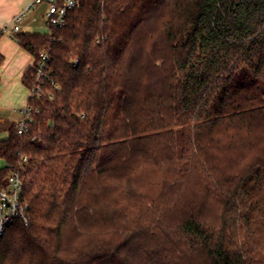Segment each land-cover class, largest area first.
<instances>
[{
  "label": "trees",
  "instance_id": "obj_1",
  "mask_svg": "<svg viewBox=\"0 0 264 264\" xmlns=\"http://www.w3.org/2000/svg\"><path fill=\"white\" fill-rule=\"evenodd\" d=\"M48 30L13 37L53 85L0 125L28 217L0 264H264V0H80Z\"/></svg>",
  "mask_w": 264,
  "mask_h": 264
},
{
  "label": "crops",
  "instance_id": "obj_2",
  "mask_svg": "<svg viewBox=\"0 0 264 264\" xmlns=\"http://www.w3.org/2000/svg\"><path fill=\"white\" fill-rule=\"evenodd\" d=\"M29 2L30 0H0V28L11 26L12 18ZM45 11L44 4L31 9L19 25L20 32L47 34L49 30L44 21ZM33 62V57L14 38L8 34L0 37V125L6 121L17 123L21 119L20 112L29 97V90L23 84V76ZM6 138L7 133L0 131V142ZM2 164L0 169L5 166L3 161Z\"/></svg>",
  "mask_w": 264,
  "mask_h": 264
},
{
  "label": "built area",
  "instance_id": "obj_3",
  "mask_svg": "<svg viewBox=\"0 0 264 264\" xmlns=\"http://www.w3.org/2000/svg\"><path fill=\"white\" fill-rule=\"evenodd\" d=\"M80 0H30L29 4L20 12H18L11 22V26L0 28V37L8 34L12 38L20 32V23L26 14L38 5H46L44 13L45 25L48 28H61L65 25L66 17L73 9L78 7ZM48 61L47 51H42L39 55V61L34 68L35 85L29 90V96L34 92L40 96L48 95L51 98L50 91H44L43 84L53 85L50 80L48 71L46 70V62ZM58 89L57 85H54ZM29 98V97H28ZM37 113L30 105L26 104L21 110V119L16 123V132L19 136L25 135L27 126L31 122L32 115ZM24 158L22 161H25ZM23 170L19 166L8 176V185L6 188H0V239L6 228L18 220L23 225H27L28 217L26 214V204L22 200V182L20 180V172Z\"/></svg>",
  "mask_w": 264,
  "mask_h": 264
},
{
  "label": "rangeland",
  "instance_id": "obj_4",
  "mask_svg": "<svg viewBox=\"0 0 264 264\" xmlns=\"http://www.w3.org/2000/svg\"><path fill=\"white\" fill-rule=\"evenodd\" d=\"M2 164V161L0 160V165ZM3 165V164H2Z\"/></svg>",
  "mask_w": 264,
  "mask_h": 264
}]
</instances>
